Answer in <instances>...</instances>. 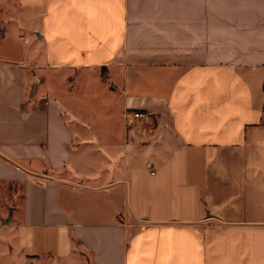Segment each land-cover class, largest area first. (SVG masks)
<instances>
[{"label": "crops", "instance_id": "0c3cea01", "mask_svg": "<svg viewBox=\"0 0 264 264\" xmlns=\"http://www.w3.org/2000/svg\"><path fill=\"white\" fill-rule=\"evenodd\" d=\"M0 264H264V0H0Z\"/></svg>", "mask_w": 264, "mask_h": 264}, {"label": "built area", "instance_id": "2783aa9c", "mask_svg": "<svg viewBox=\"0 0 264 264\" xmlns=\"http://www.w3.org/2000/svg\"><path fill=\"white\" fill-rule=\"evenodd\" d=\"M126 118H132V119H148L149 115L143 111H127L125 114Z\"/></svg>", "mask_w": 264, "mask_h": 264}, {"label": "rangeland", "instance_id": "374dc122", "mask_svg": "<svg viewBox=\"0 0 264 264\" xmlns=\"http://www.w3.org/2000/svg\"><path fill=\"white\" fill-rule=\"evenodd\" d=\"M80 98H81V95H80L79 91H76L75 98H73V100L75 102H78V100H80Z\"/></svg>", "mask_w": 264, "mask_h": 264}, {"label": "water", "instance_id": "95a60500", "mask_svg": "<svg viewBox=\"0 0 264 264\" xmlns=\"http://www.w3.org/2000/svg\"><path fill=\"white\" fill-rule=\"evenodd\" d=\"M6 223H8V221H6Z\"/></svg>", "mask_w": 264, "mask_h": 264}]
</instances>
